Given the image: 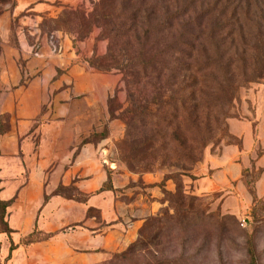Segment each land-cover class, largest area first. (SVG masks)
<instances>
[{"label": "rangeland", "instance_id": "rangeland-1", "mask_svg": "<svg viewBox=\"0 0 264 264\" xmlns=\"http://www.w3.org/2000/svg\"><path fill=\"white\" fill-rule=\"evenodd\" d=\"M14 1L0 0V14L5 5ZM177 1L179 5L187 2ZM190 1V10L180 22L191 25L195 35H199L198 28L203 29L204 35L198 41L201 46H208L210 56L219 58L217 62L225 66L229 56L244 58L228 68L233 71L231 80L235 87L232 104L211 112V121L216 118L220 128L211 132L201 149H195L198 137L186 120L171 121L172 128L181 123L178 137L161 128H156L158 134L153 137L150 122L140 134L133 121L134 102L123 72L98 68L109 46L101 27L93 21L98 0L68 2L73 5L56 1L60 12L39 24L20 25L17 18L11 21V46L14 30L21 26L29 44H37L36 36L40 34L41 38L47 33L51 49L61 55L63 49L57 35L63 33L69 39L73 37L70 52L74 59H65L62 68L47 74L41 71L44 64L36 52L31 54L23 47L22 56L15 59L12 49L5 54L7 42L0 39V56L4 55L2 61L6 64L5 71L0 67V76L10 81L0 88V131H4L0 133V145L5 150L0 158V198L12 201L5 219L17 244L7 258L10 241L0 220L2 264H60L54 262L53 257L59 252L55 253L51 241L64 242L69 231L81 227L101 229L110 219L117 222L126 216L134 222L141 220L134 227L131 243L140 238L150 217L164 219L160 223L153 221L144 229L146 241L130 257V264H152L157 259L163 264H250L246 247L249 235L253 237L257 264H264V0ZM212 28L216 33L207 34ZM17 48L16 44V53ZM198 57L199 54L194 60ZM92 67L117 79V83L100 103L89 105L77 83L92 79L88 74ZM54 73L51 99L50 89L32 85L50 79ZM145 88L147 96L140 97L141 106L154 111L160 103L153 102V91L146 85ZM192 91L195 87L187 93ZM31 92L34 96L41 92L45 102L39 114L33 112L37 105ZM168 95L169 91L161 99ZM53 128L78 132L70 153L62 143L65 134L60 137L61 142L52 144L49 132ZM181 154L185 156L180 162L177 159ZM77 157L79 169L85 173L83 179L95 182L91 193L77 188V176L70 183L64 182L65 169ZM196 159L195 164H190ZM248 182L253 183L262 201L255 211ZM59 185L63 186L55 194ZM31 194L37 199L35 204L28 202ZM47 195L50 198L44 203ZM65 198L84 205L66 208ZM106 201L114 206L106 209L109 218L104 220ZM82 213L85 218L74 222ZM34 223L39 228V240L27 245L24 231L34 228ZM128 246L97 264H106Z\"/></svg>", "mask_w": 264, "mask_h": 264}, {"label": "trees", "instance_id": "trees-1", "mask_svg": "<svg viewBox=\"0 0 264 264\" xmlns=\"http://www.w3.org/2000/svg\"><path fill=\"white\" fill-rule=\"evenodd\" d=\"M190 6V0L182 5L177 0H98L95 3L93 21L101 27L102 36L109 41L108 51L100 58L98 68H116L123 72L129 97L134 102L133 121L140 134L150 122V128L154 129L153 137L158 134L156 128L172 131L178 137L181 123L172 128L171 121L186 120L191 123L198 137L195 149L199 146L201 149L206 145L211 132L220 128L216 118L214 122L211 121V112L216 113L222 107L232 104L231 92L235 91V87L231 80L233 71L228 68H232L235 61L244 58L236 54L229 56L226 66L217 62L219 58L213 59L214 55L210 56L208 46H201L198 41L204 35L203 29L198 28L199 35H195L191 32V25L186 26L180 22ZM209 11L210 9L205 12L208 14ZM196 26H200V23ZM215 33L213 28L208 29L207 34ZM198 54L199 60H194ZM197 76L200 78L197 79ZM145 85L153 91V102L160 103L154 111L141 106L140 97L142 94L147 96ZM190 87H195V92L188 94ZM168 91L169 97L162 100ZM184 156L185 154L178 155L177 160L181 162ZM198 159L190 164H195ZM62 186L55 189V194L59 193V187ZM247 186L253 196L252 211H255L256 205L262 201L258 198L253 183L248 182ZM49 198L47 195L44 203ZM11 202L0 198V220L10 241L7 258L11 257L17 247L10 235L12 229L5 219ZM163 220L162 217H150L141 230L140 238L126 250L115 253L106 264H130L133 259L130 257L136 255L146 241L144 229L151 226L153 221L160 223ZM38 234L39 228L35 224L33 230L24 236L25 244L39 240ZM246 247L250 264H257L252 235L247 237ZM152 264L163 263L157 259Z\"/></svg>", "mask_w": 264, "mask_h": 264}, {"label": "crops", "instance_id": "crops-1", "mask_svg": "<svg viewBox=\"0 0 264 264\" xmlns=\"http://www.w3.org/2000/svg\"><path fill=\"white\" fill-rule=\"evenodd\" d=\"M56 1H61L66 4L72 0H15L11 4L5 5V10L0 14V39L7 42V44L4 45L6 53L4 51L2 53L8 55V51L10 52V50L12 49L15 59L16 57L19 59L22 56L23 47L26 52H31V54L36 52V56L38 57L39 62L41 64H44V66L41 68V71L46 72L47 74L50 72H55L58 68H62L65 59H67L68 61H73L74 57L70 52V48L72 46V42L70 40H72L73 37L72 39H69L67 35L63 33H59L57 35L63 49L61 55L56 54L51 49L47 38L49 35L47 33L43 34L41 38H39L40 34L36 36L37 38L35 39V41L37 40V44H33L31 42L29 44L27 40H24L23 38L24 33L22 32L21 26L14 30V46H11L9 42L11 21L13 19L15 20L17 18L20 25H34L41 23V21L44 19L52 17L55 18L61 10V7L55 4ZM22 12H27V15H21ZM34 31H36L35 27ZM39 39L40 41H38ZM91 39L94 40L93 38ZM16 44L18 47L17 53L15 49ZM35 47L36 49L34 50ZM75 50L78 51V48H75ZM3 56V54H1L0 56V67L2 72L5 71L6 65L4 64L5 62L2 61ZM75 56H77V54H75ZM16 64L17 62L16 60H14L15 67ZM74 66H76V63ZM67 68L70 69V66ZM88 74L90 75V77H92V79L87 81H80L79 83H77V87L80 88L81 93H84L86 95L83 97L85 99V102L89 105H94L102 101V97L107 94L111 87L116 85L117 79H111L110 76L105 75L104 73L93 67L88 70ZM54 75L55 73L52 74L50 79L36 81L35 84L32 85V87L38 86L42 89H50L49 94L51 95V99H54ZM8 84H10L9 79L7 80L5 79V76L1 75L0 88H3ZM20 87L22 88V86ZM40 93L41 92H35L36 95L34 96V92H31L33 101H35L34 103H36L37 105V108L33 110L35 114H39L41 112L43 103H45ZM63 134H65V138L62 139V143L65 145V151L67 153H70L71 146L75 145V143L77 142L76 135H78V132L75 130H65L63 128H53L49 132V135L52 136V144L55 145L61 142L60 137ZM4 152V147L0 145V158L2 157V154ZM79 161L80 157L76 160L75 163L71 165L69 163V165L65 169L64 182L70 183L77 176L79 178V180L75 182L77 188L81 192L91 193L96 188V186L94 185L95 182H93V180L87 182L83 179L85 173L83 171H80V164L78 165ZM66 165L67 160H65V166ZM28 200L30 204H35L37 199H35V197H33V195L31 194ZM75 204L76 206L84 205L80 201L76 202L73 199L65 198L64 207L71 208L74 207ZM113 206V202H105L102 211V219L105 220L106 218H109L106 209L111 207L113 208ZM84 218L85 213H82V216H79L74 222L80 223ZM36 219L37 215H35V220ZM140 223L141 220H137L134 222L131 218L126 216L124 220H119L117 222L113 218L110 219L107 225H104V227L101 229L94 230V228L87 229L85 227H81L77 228L75 231H69V236H65L64 242L56 243L55 241H51L52 245H54L53 249L55 253L59 252L57 256L53 257L54 262H60V264L100 263L106 260L111 255V253L128 246L133 241L134 227L139 226ZM32 230L33 228L25 230V235H27ZM53 232H55V230H53ZM48 243H50V241H48Z\"/></svg>", "mask_w": 264, "mask_h": 264}]
</instances>
